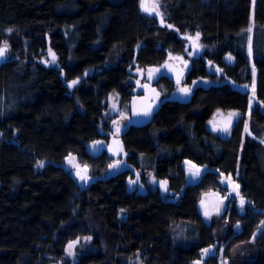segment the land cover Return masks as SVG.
<instances>
[{
	"label": "trees",
	"instance_id": "1",
	"mask_svg": "<svg viewBox=\"0 0 264 264\" xmlns=\"http://www.w3.org/2000/svg\"><path fill=\"white\" fill-rule=\"evenodd\" d=\"M162 2L172 29L147 16L140 0H0V40L12 29L18 48L21 38L31 42L30 55L47 49L57 55L49 66L40 58L27 62L23 49L0 68V264L65 259L71 239L90 235L84 220L91 212L107 246L78 264H108L138 252L146 264H192L204 249L227 242L225 263L264 264V0ZM197 33L205 48L186 78L195 88L191 101L167 99L150 124L127 128L128 157L105 176L113 160L88 147L112 132L103 121L108 99L119 95L128 106L136 67H161L169 53L188 56L185 37ZM115 52L118 63L106 67ZM73 80L81 83L69 89ZM161 85L167 97L177 90L168 77ZM253 90L258 105L250 110ZM217 111L250 113L254 138L245 135L243 121L228 136L209 130ZM70 153L91 166L92 183L73 177ZM188 160L207 168L194 184L187 182ZM142 167L153 182L144 178L143 190L130 193L134 169ZM222 174L235 177L245 200V213L232 204L223 239L199 211L203 193L226 194ZM162 181L172 195L162 194ZM237 225L243 232L236 233ZM219 257L206 264H220Z\"/></svg>",
	"mask_w": 264,
	"mask_h": 264
},
{
	"label": "rangeland",
	"instance_id": "2",
	"mask_svg": "<svg viewBox=\"0 0 264 264\" xmlns=\"http://www.w3.org/2000/svg\"><path fill=\"white\" fill-rule=\"evenodd\" d=\"M158 2H159V11L162 12L163 18H166V15L164 12L163 2H162V0H158ZM150 5H151V3H150ZM12 33H13V31L10 34L8 32H6V36H4V34H3V36L0 40V46H2L5 41L9 45V50H8V59L9 60L14 59L15 57H13V56H16L20 50L25 49L24 53L27 56V60H26L27 62H33L34 63L35 61H38L40 58L41 63L56 64L57 55L55 56L56 60L53 61V56L50 54V49H47L45 52L40 51L39 54H41V55L43 54V56H41V57H39L37 55H30L28 48H29V44H31V42L23 40L21 38L22 48L20 49L16 46L19 39L17 36H15V34H12ZM185 44L188 47L191 43H190V41L187 40L185 42ZM200 44L205 48L202 41ZM51 53H52V50H51ZM176 57H182V59L178 60V59H176ZM118 61H119V54H118V52H115L112 56H110V59L106 63V67H113L118 63ZM168 61H174L176 64H181L185 67H188L189 69H191L193 66V59L190 58L189 56H187L186 53H183V54L169 53L166 62H168ZM136 68L144 69L141 67H136ZM149 69L148 68L144 69L147 77L149 76V72H148ZM159 89H160L161 94H162V100H165L167 98L165 86L160 85ZM117 101H118V98L116 97V94H114L113 103H112L113 110L117 106ZM110 105L111 104H109V102H108V106H110ZM130 105H131V103L128 105L127 111L125 110L126 107L124 105H122L121 110H120V115H115L114 111L109 112L108 110L105 113L106 118L103 121L109 122V126L111 128V131L114 134V136H116V137L121 136L128 128V124H129L128 117L130 116ZM255 105H258V102L256 100L255 91L253 90L251 103H250V110ZM261 109H263V108H261ZM216 113H218V114H216ZM216 113L210 119L211 122L213 120H215L218 116H224V115L230 114V113L237 114L236 117H238L237 118L238 121L244 122L245 135L249 136L251 138H254L255 135L251 129L253 124L251 122L250 113L246 116H244L238 112H230L229 113V112L217 111ZM240 117H241V119H240ZM114 120L117 123L114 124L113 123ZM210 121L207 124L208 127L211 125L210 128H208V129L209 130L211 129L212 132H216V133L221 134L223 132L221 126L216 124L214 121L212 123H210ZM239 122H238V124H239ZM246 126H248L247 130H246ZM213 127H215L217 130H215V131L212 130ZM117 128H119L118 132L116 131ZM222 135H223V133H222ZM116 161H120V160H113L110 164H115ZM121 163H124V162L120 161V164L118 167L109 168V166H108V169H107L105 176L110 177V176L115 175L117 173V171H119V169L121 168ZM191 163L195 164L193 162H191ZM75 164H79L81 166L87 165L88 166L87 175L90 177V179H88L86 182L81 181L79 179V177L76 175V172L78 171V169L76 167H73V165H75ZM184 166H185V171H186V175H187V182L193 183V184L196 183L203 176L204 172L207 169V168L200 167V166L196 165L197 168H199L201 171L199 173V176L194 178L192 175H190V172H195V169H192L191 166L187 165L185 162H184ZM68 167H69L73 177L80 180L81 183L85 186L92 183L96 179V177H94L91 166L88 164L81 163L75 159V160L68 163ZM140 171L142 173L143 178L147 179L148 183L153 182V179L150 176V172L148 170H146V168L142 167L140 169ZM81 174H84V173L82 172ZM229 178H230L231 182L238 184V182L236 181L234 176L223 175L220 182H221L222 187H224V188L226 187V189H227L226 194H223L219 191H208V192H205L202 194L200 202H199V211H200L204 221L208 225H212L214 223L217 224V228L220 229V231L222 232L221 237H220L221 239H223L225 234H227L228 231L230 230V226L228 225L227 218H228V214L232 208L231 206L235 200L237 202V205L239 207L240 212L245 213V208H244L245 204L243 207H241V203H240L241 197L236 195L235 191L233 190V187L231 186ZM132 180H135V178H133ZM239 191H240V189H239ZM202 201H203V206L201 203ZM80 212H81L80 208H78L75 211V216H77L79 214L77 216V218H82ZM206 212L208 213L207 216L205 215ZM92 214L93 213L91 212L90 216L88 218H85V220H84V222L86 224H88V226H91L90 227V229H91L90 235L80 236V237L78 236V237L74 238L72 241H76L78 238L81 241L79 243V245L77 243L74 247V249H76L77 251L73 249V251L76 255H73V256L67 255V257L65 259L57 261L56 262L57 264H63V263L64 264H67V263L68 264H74V263L77 264L81 260L80 257H82L83 255H85L89 252H95L96 254H98V251L101 247L107 246L106 240L104 238L105 229L102 226H100V224L96 223L97 221L95 220V218L93 217ZM262 222H264V220ZM238 226L239 227L236 226V229H235L236 233H240L242 231L241 225H238ZM85 237H91V240H85L84 239ZM227 244H228V242L225 245H222L223 249L222 248L220 249L221 250L220 257H219L220 264H227V263H225V259H223V254H222V253H224ZM241 249H242V247H241ZM242 251L244 252L243 249H242ZM147 258L142 253L138 252L135 255L127 256L125 258H122L121 260H118V258L115 257L111 261H109L108 264H113L112 261H114V259H115V262L120 261L119 262L120 264H146L147 260H148ZM56 263H53V264H56Z\"/></svg>",
	"mask_w": 264,
	"mask_h": 264
},
{
	"label": "water",
	"instance_id": "3",
	"mask_svg": "<svg viewBox=\"0 0 264 264\" xmlns=\"http://www.w3.org/2000/svg\"><path fill=\"white\" fill-rule=\"evenodd\" d=\"M147 7H151L152 5L147 4ZM147 16L155 18L156 20H158V22L160 23L161 27H165L168 25H170L169 23H167L165 21V19L160 16L155 15V13H153L152 15H149L147 12L143 11ZM161 19H163V23H161ZM169 29H172V25L171 27H168ZM190 41V40H189ZM191 45L188 47V51L190 50V52L188 53V56L194 59H198L200 56H202V54L204 53V50L200 44V41H190ZM9 50V49H8ZM8 61V51L5 55V57L3 59H0V68ZM168 67H161L160 72L159 73H155V76L158 77H168L171 80H173L175 82V84L178 87V90L173 92L172 95L170 96V100L173 99L175 101L181 102L183 104H187L191 101L193 95H194V87L190 86V85H185V79L188 76V72H189V68L185 67L181 64H176L174 61H168L167 62ZM155 69V68H153ZM134 74H140V79L144 78V70H136V72ZM179 79L180 83H177V80ZM80 81L77 83L79 84ZM149 87L148 88H142V90H139L138 92H144L145 95L144 96H135L132 100V104H131V112H132V116L129 120V127L131 126H135V127H144L147 126L148 124H150L153 121L154 116L159 112V110L162 107V103H161V94L160 91L158 90L157 87L152 86V84H148ZM189 88L191 89L190 95H183L181 92L182 88ZM238 86L235 85V88H237ZM152 89H155V92L152 91ZM158 93V95H157ZM149 106H151V114L148 116H143V115H134V113H140L142 111L148 110ZM116 114L118 115L119 112L117 111ZM231 120V123L229 124V121ZM214 122L218 125L221 126L222 130L227 128V131L223 130V135L224 136H228L230 134V132H232L234 130V128L236 127V125L238 124V119L236 117V115H233L232 117H229V114H226L224 116H218ZM110 140L109 141H104V140H99L100 144H95L92 143L89 145L88 147V151L92 154V155H102L104 153H107L109 155V157L113 160H124L128 157V153L126 152L125 146H124V142H123V138L122 136L120 137H116L113 134H110ZM68 162H70L68 160ZM134 176H135V181L136 183H134L133 185H137V188L134 189H129V192H135L138 189H140V187L142 186V181H143V176L142 174L137 170L134 169ZM139 177V178H138ZM167 185V183H166ZM171 195V192L168 191H164L163 195ZM262 215L264 216V211L261 212ZM264 231V222H262L261 224V229L260 232ZM206 249H212V251L207 254V255H202L201 259L192 263V264H197V262H199V264H205V261H207L209 258L214 257L218 254V246H212ZM228 264V263H227Z\"/></svg>",
	"mask_w": 264,
	"mask_h": 264
},
{
	"label": "snow or ice",
	"instance_id": "4",
	"mask_svg": "<svg viewBox=\"0 0 264 264\" xmlns=\"http://www.w3.org/2000/svg\"><path fill=\"white\" fill-rule=\"evenodd\" d=\"M149 3H151V5H152L151 7H147L146 6ZM140 7H141L142 11L147 12L149 15H152L153 13H155V15L160 16V17H162V15H163L162 12L159 11V2H158V0H140ZM161 23H163V19H161ZM168 27H171V25H168ZM8 31H9V33H11L12 29H9ZM246 31L251 33L252 32V27H249L248 29H246ZM185 39H188L190 41H198L199 40V33H197L195 37H185ZM8 49H9V45L5 41L3 43V45L0 46V59H3L5 57ZM248 52H249V56L251 57L252 54H253V43H252V36L251 35H249V37H248ZM50 54L53 56V61H55V54L51 53V50H50ZM176 59L179 60V59H182V57H176ZM229 59H231V57H229ZM163 67H165V68L168 67L167 63H165V65ZM148 72H149L148 79L151 80V79H153L152 73H159L160 69L159 68L149 69ZM254 74H255V70H253V75ZM78 82H79L78 80H73L71 82V84H69V87H72L73 85L77 84ZM137 83L139 84V81H137ZM177 83L178 84L180 83L179 79L177 80ZM143 87L148 88L149 85L145 84V85H143ZM245 87H247V86H245ZM152 91L155 92V89H152ZM181 92H182L183 95L187 96V95H190L191 89L185 87V88L181 89ZM157 95H158V93H157ZM137 114L138 115H143V116L150 115L151 114V106H149L148 110L142 111L140 113H134V115H137ZM233 115H237V114L230 113L229 117H232ZM113 123L115 124L117 122L114 120ZM210 123H212V122L210 121ZM230 123H231V120L229 121V124ZM213 130L215 131L217 129L215 127H213ZM223 130L227 131V128H225ZM246 130H247V126H246ZM116 131L118 132L119 128H117ZM262 142H264V141H262ZM95 144L98 145V144H100V142L97 141V142H95ZM66 159H68L71 162V161L75 160L76 158L70 153L69 156ZM43 163L44 162H42V161L39 162V166H43ZM185 163L190 165L192 169H195V172H190V175H192L194 178L198 177L201 170L199 168H197V166L195 164H192L190 161H185ZM119 164H120V161H116L115 164H110L109 168L118 167ZM73 167H76L78 169V171L76 172V175L79 177V179L81 181L86 182L88 179H90V177L87 175V170H88V166L87 165L81 166L79 164H75V165H73ZM82 172L84 174H81ZM229 180H230V178H229ZM129 182L131 184L136 183L135 180H130ZM160 183H161V187H163L164 184H166V181H162ZM230 183H231V186L233 187V190L235 191L236 195L240 196V191H239L240 185L239 184H235L234 182H231V180H230ZM165 191H167V189H165ZM201 203H202V206H203V201ZM240 203H241V207H243L244 204H245V200H244V198L242 196L240 198ZM205 215L207 216L208 213L206 212ZM237 227H239V226L237 225ZM84 239L85 240H91V237H85ZM253 239H255V235L253 236ZM78 242H79V238L76 241L69 242V244L67 246V249H66V252H67L68 255H70V256L75 255L73 249H74L75 245ZM211 251H212V249H204L203 253H204V255H207ZM197 264H199V262H197Z\"/></svg>",
	"mask_w": 264,
	"mask_h": 264
},
{
	"label": "flooded vegetation",
	"instance_id": "5",
	"mask_svg": "<svg viewBox=\"0 0 264 264\" xmlns=\"http://www.w3.org/2000/svg\"><path fill=\"white\" fill-rule=\"evenodd\" d=\"M191 45V44H190ZM55 60H56V58H55ZM57 61V60H56ZM49 66H54L55 64H48ZM153 68H157V67H152V68H150V69H153ZM137 69H139V68H136L135 69V71L133 72V76L135 77V83H134V87H133V97H132V99L135 97V96H144L145 95V93L144 92H138L139 90H142V88H144L143 87V85H145V84H152V86H154V87H157L158 88V90L160 91V89H159V86L161 85V80H162V78H164V77H158V76H155V73H152V75H153V79H151V80H149L148 79V77H147V75L145 74V70L144 69H141V70H144V78L143 79H140V74H134L135 72H136V70ZM149 69V68H148ZM78 81H80V83H81V80H78ZM137 81H139V84L137 83ZM80 83L79 84H75V85H73L72 87H69V84H71V83H69L68 84V88L69 89H73V88H75L76 86H79L80 85ZM160 94H161V91H160ZM113 97H114V95H112V96H110V98L108 99V102H109V104H111L110 106H108V104H107V110L109 111V112H111V111H114L115 112V115H117L116 114V112L118 111L119 112V114L118 115H120V110H121V107H122V99H121V97L119 96V95H116V97L118 98V101H117V106H116V108L113 110V106H112V103H113ZM170 97H167L165 100H162V94H161V103H162V105L166 102V100L167 99H169ZM170 100V99H169ZM112 108V109H111ZM130 112H131V105H130ZM131 116H132V112L130 113V116L128 117V121L130 120V118H131ZM109 138H110V136L108 135V139L107 138H102V140H104V141H109ZM104 154H107V153H104ZM103 155V154H102ZM108 155V154H107ZM134 178V176H132V179ZM131 179V180H132ZM129 188L130 189H132V188H134V189H136L137 188V185H133V184H131L130 185V182H129ZM143 188H144V184L140 187V191L141 190H143ZM163 191H162V194H163V192L165 191V189H167V191H168V187H167V185L166 184H164V186H163ZM138 192H139V189L137 190ZM136 192V191H135ZM169 192V191H168ZM131 193V192H130ZM133 193V192H132ZM166 195H168V194H166ZM171 195H172V193H171ZM125 220V218L123 219V221ZM219 250L220 249H218V253H219ZM202 255H203V252H202ZM202 255H201V257H202ZM201 259V258H200ZM199 259V260H200ZM206 263V262H205Z\"/></svg>",
	"mask_w": 264,
	"mask_h": 264
},
{
	"label": "bare ground",
	"instance_id": "6",
	"mask_svg": "<svg viewBox=\"0 0 264 264\" xmlns=\"http://www.w3.org/2000/svg\"><path fill=\"white\" fill-rule=\"evenodd\" d=\"M13 57H15V56H13ZM13 57H12V58H13ZM25 58H26V57H25ZM26 59H27V58H26ZM27 64H28V63H27ZM25 65H26V63H25ZM25 65H24V66H25ZM27 67H28V66H27ZM3 89H4V88H3ZM5 89H6V88H5ZM2 91H3V90H2ZM4 91H7V90H4ZM7 92H8V91H7ZM0 94H4V93L1 92ZM4 95H5V94H4ZM9 95H10V94H9ZM9 95H8V96H9ZM0 96H2V95H0ZM3 97H4V96H3ZM9 97H10V96H9ZM126 104H127V103H126ZM124 106H125V105H124ZM125 107H126L125 110L127 111V110H128V109H127L128 106H125ZM130 113H131V112H130ZM214 113H215V112H214ZM214 113H213V114H214ZM229 113H230V112H229ZM216 114H218V113H216ZM100 117H101V116H100ZM216 117H217V116H216ZM214 118H215V117H214ZM237 118H238V117H237ZM114 119H115V118H114ZM240 119H241V117H240ZM207 121H208V120H207ZM213 121H214V120H213ZM213 121H212V122H213ZM205 124H206V123H205ZM206 126H208V125H206ZM210 126H211V125H210ZM210 126H209L208 128H210ZM212 126H213V125H212ZM247 127H248V126H247ZM210 130H211V129H210ZM212 130H213V129H212ZM222 131H223V130H222ZM221 134H222V133H221ZM206 145H207V144H206ZM206 145H205V146H206ZM190 160H191V159H190ZM182 161H183V160H182ZM155 164H156V163H155ZM108 165H109V164H108ZM187 165H188V164H187ZM197 165H198V164H197ZM209 165H210V164H209ZM165 166H166V165H165ZM107 167H108V166H107ZM182 171H183V169H182ZM219 172H220V171H219ZM158 173H159V172H158ZM163 179H164V178H163ZM219 179H220V178H219ZM184 183H185V182H184ZM185 187H187V186H185ZM225 188H226V187H225ZM212 190H215V189H212ZM205 191H206V190H205ZM209 191H210V190H209ZM219 191H220V189H219ZM209 193H210V192H209ZM201 194H202V193H201ZM204 195H205V194H204ZM221 195H222V194H221ZM198 201H199V200H198ZM234 206H235V205H234ZM235 207H236V206H235ZM262 210H263V209H262ZM259 211H260V210H259ZM80 225H81V224H80ZM80 225H79V226H80ZM73 226H76V224L73 225ZM84 227H85V226H84ZM235 229H236V228H235ZM242 232H243V231H242ZM189 233H190V232H189ZM76 234H77V233H76ZM82 236H84V235H82ZM77 237H78V236H77ZM79 237H80V236H79ZM187 239H188V238H187ZM69 241H70V240H69ZM71 241H72V239H71ZM71 241H70V242H71ZM80 242H81V241H80V239H79L78 245H79ZM189 242H190V241H189ZM191 242H192V241H191ZM66 244H67V243H66ZM190 244H191V243H190ZM220 245H221V244H220ZM202 246H204V245H202ZM202 246H201V247H202ZM213 246H214V245H213ZM187 247H188V246H187ZM219 247L222 248L221 246H219ZM66 248H67V246H66ZM202 249H203V248H202ZM222 249H223V248H222ZM74 250H76V249H74ZM189 250H190V249H189ZM65 251H66V250H65ZM76 251H77V250H76ZM199 252H201V251H199ZM220 252H221V250H220ZM220 252H219V253H220ZM219 253H218V255H220ZM65 254H66V253H65ZM65 254H63V255H65ZM222 254H223V253H222ZM222 254H221V255H222ZM75 255H76V254H75ZM100 256H101V255H100ZM198 258H199V257H198ZM63 259H64V258H63ZM199 259H200V258H199ZM103 260H105V259H103ZM74 261H75V260H74ZM28 262H29V260H28ZM53 262H54V261H53ZM99 262H100V261H99ZM55 263H56V262H55ZM56 264H57V263H56ZM63 264H64V263H63ZM67 264H68V263H67ZM74 264H75V263H74ZM77 264H78V263H77ZM205 264H206V263H205Z\"/></svg>",
	"mask_w": 264,
	"mask_h": 264
}]
</instances>
